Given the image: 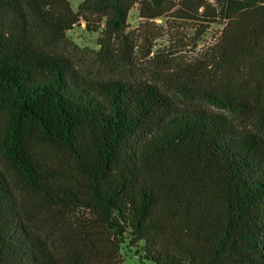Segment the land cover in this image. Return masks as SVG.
<instances>
[{
    "label": "trees",
    "instance_id": "16d2710c",
    "mask_svg": "<svg viewBox=\"0 0 264 264\" xmlns=\"http://www.w3.org/2000/svg\"><path fill=\"white\" fill-rule=\"evenodd\" d=\"M134 6L194 38L222 23L176 73L186 100L38 43L83 20L101 29L97 56L126 61ZM250 108L264 119V0H0V264H126L122 247L264 264V134L237 117Z\"/></svg>",
    "mask_w": 264,
    "mask_h": 264
},
{
    "label": "rangeland",
    "instance_id": "374dc122",
    "mask_svg": "<svg viewBox=\"0 0 264 264\" xmlns=\"http://www.w3.org/2000/svg\"><path fill=\"white\" fill-rule=\"evenodd\" d=\"M81 1L70 0L72 9L76 10ZM91 19L94 20L93 17ZM221 29L222 23L215 22L210 24L199 38H194L191 24L170 21L167 17L147 22L139 16L134 6L128 14L127 31L133 33L136 42L133 53L126 61L122 60L116 51L106 61L97 56L99 49L97 39L101 29L91 30L83 20L66 31L65 39L43 36L38 43L47 50L70 57L79 70L90 75L104 78L120 77L129 81L145 80L155 83L173 97L186 100L179 91L180 79L176 73L188 64L195 65V59H198L205 48L214 42ZM244 95L251 105L250 94L244 92ZM237 117L242 125L259 129L264 134V119L253 109H247L237 114ZM121 255L126 264H155L150 260H140L126 247H122Z\"/></svg>",
    "mask_w": 264,
    "mask_h": 264
}]
</instances>
